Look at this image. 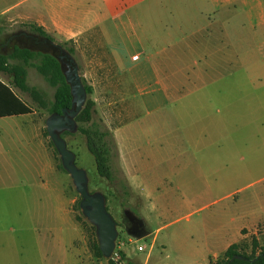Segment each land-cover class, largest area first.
Segmentation results:
<instances>
[{
  "label": "rangeland",
  "instance_id": "rangeland-1",
  "mask_svg": "<svg viewBox=\"0 0 264 264\" xmlns=\"http://www.w3.org/2000/svg\"><path fill=\"white\" fill-rule=\"evenodd\" d=\"M24 23L5 14L0 41ZM49 34L74 48L79 72L92 86L94 118L116 146L110 182L95 171L83 135H64L76 165L87 172L89 190L106 196L117 223L113 259L122 251L136 264H193L215 237L233 240L240 225L246 226L237 242L246 253L254 242L256 250L264 247V217L250 224L251 212L264 211V39L234 34L229 55L215 48L208 55L127 56L119 67L97 28L74 40ZM0 78L11 80L3 72ZM27 84L52 99L54 87L34 67L27 68ZM15 91L32 113L0 119L7 131L0 264H108L93 247L94 229L81 214L80 196L44 133L48 113L27 92ZM17 128L23 135H13ZM125 209L145 221L149 235L125 231Z\"/></svg>",
  "mask_w": 264,
  "mask_h": 264
},
{
  "label": "crops",
  "instance_id": "crops-1",
  "mask_svg": "<svg viewBox=\"0 0 264 264\" xmlns=\"http://www.w3.org/2000/svg\"><path fill=\"white\" fill-rule=\"evenodd\" d=\"M5 14L13 23H35L65 40H74L97 28L119 67L127 56L208 55L215 48L229 55L234 50L232 40L236 38L248 34L264 39V0H14L10 3L0 0V18ZM213 40L216 42L212 43ZM159 64L154 61L150 66L157 70ZM13 116L17 115L0 116V119ZM11 132L23 135L21 128ZM34 132L37 146L47 156L39 132L35 128ZM6 136V129L0 128V165L5 161ZM140 194L142 196V192ZM261 210L250 213L251 225L255 219L264 217ZM244 226L236 228L233 240L215 237L193 264H205L217 258L231 243L244 236L241 232ZM145 228L144 235H149L146 223ZM76 233L75 229L73 235ZM70 243L71 238L65 246L69 259L74 255L68 247Z\"/></svg>",
  "mask_w": 264,
  "mask_h": 264
},
{
  "label": "trees",
  "instance_id": "trees-1",
  "mask_svg": "<svg viewBox=\"0 0 264 264\" xmlns=\"http://www.w3.org/2000/svg\"><path fill=\"white\" fill-rule=\"evenodd\" d=\"M21 27L27 28L30 32L52 39L48 32L35 23H24ZM0 32H2L1 27ZM65 49L71 54L74 53V48L72 46H66ZM28 67H34L37 73L40 74L50 86L54 87L51 100L46 99L43 91L35 86L27 84ZM1 72L10 75L11 80L5 82L0 79V116L26 114L32 111L29 105H27L15 92V88L21 92H27L39 107L45 109L48 114L60 112L62 108L70 106L71 96L69 86L64 80L57 59L50 53H42L25 47L13 46L6 53L0 52V73ZM81 80L87 97L82 109L75 117L78 125L77 132L84 137L86 148L92 155L94 168L97 174L113 182L114 172L112 168V157L116 153V146L108 128L101 121L94 118L95 101L91 97L92 86L86 82L82 75ZM43 130L47 135L45 128ZM65 134L70 133L65 131L61 136L64 138ZM49 143L53 147L50 140ZM58 166L62 169L60 162ZM120 184L124 186L123 183ZM92 227L94 229L93 225ZM256 246L254 242L253 246L250 248V252L246 253L244 251V246H242L240 242L231 243L223 251L222 258L214 264H226L234 254H241L248 259H234L229 264H264V247L256 250ZM93 247L97 254L102 257L96 239H94ZM116 254L118 256L116 259H113V255L107 259L108 264H136L130 259H126L122 251H117ZM256 256L257 258L255 260H249Z\"/></svg>",
  "mask_w": 264,
  "mask_h": 264
},
{
  "label": "water",
  "instance_id": "water-1",
  "mask_svg": "<svg viewBox=\"0 0 264 264\" xmlns=\"http://www.w3.org/2000/svg\"><path fill=\"white\" fill-rule=\"evenodd\" d=\"M24 33H26L24 31ZM28 34V33H27ZM31 35V34H29ZM57 50L50 54L57 59L65 82L69 86L71 103L69 107H64L60 112H53L47 115L44 121V128L49 140L59 157L62 169L69 175L75 191L80 196L78 206L82 216L94 226L95 237L102 257H111L117 238V223L106 208V197L99 191H90L88 187V176L84 168L75 163V153L67 146L66 140L61 136L65 131L74 133L77 131L75 117L82 109L87 94L81 80L78 64L74 56L61 45L53 43ZM25 48H29L25 46ZM124 217L135 216L130 210H123ZM139 221L143 219L139 218ZM145 233L132 235L139 238ZM253 259H249L253 261ZM234 259H248L241 254H234L226 264Z\"/></svg>",
  "mask_w": 264,
  "mask_h": 264
},
{
  "label": "flooded vegetation",
  "instance_id": "flooded-vegetation-1",
  "mask_svg": "<svg viewBox=\"0 0 264 264\" xmlns=\"http://www.w3.org/2000/svg\"><path fill=\"white\" fill-rule=\"evenodd\" d=\"M24 31L26 33H24ZM51 42L56 43L52 39H49L48 37L30 32L27 28L18 27L16 30L6 35L2 39V41H0V50L5 51V49H7L8 47H10L9 49H11L13 46H18V47L27 46L29 47L28 49L34 51H38L42 53H51L53 50H57L55 49V47ZM2 53H6V52H2ZM132 213L135 216L123 217L122 223L124 225L125 231L130 235H134V236L145 233L146 228L144 221H139L138 219L141 217L135 214L133 211Z\"/></svg>",
  "mask_w": 264,
  "mask_h": 264
},
{
  "label": "built area",
  "instance_id": "built-area-1",
  "mask_svg": "<svg viewBox=\"0 0 264 264\" xmlns=\"http://www.w3.org/2000/svg\"><path fill=\"white\" fill-rule=\"evenodd\" d=\"M144 249V246H138V250H143Z\"/></svg>",
  "mask_w": 264,
  "mask_h": 264
}]
</instances>
